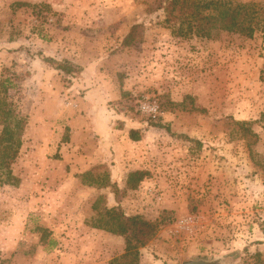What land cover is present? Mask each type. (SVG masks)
<instances>
[{"label": "rangeland", "instance_id": "1", "mask_svg": "<svg viewBox=\"0 0 264 264\" xmlns=\"http://www.w3.org/2000/svg\"><path fill=\"white\" fill-rule=\"evenodd\" d=\"M166 4L0 0V82L28 121L15 180L0 185V264H108L124 238L93 223L113 206L148 220L169 211L139 264H240L245 248L264 259V28L177 36ZM236 121L251 122L256 142ZM97 165L109 185L82 184L76 174ZM135 170L146 176L130 189Z\"/></svg>", "mask_w": 264, "mask_h": 264}, {"label": "trees", "instance_id": "2", "mask_svg": "<svg viewBox=\"0 0 264 264\" xmlns=\"http://www.w3.org/2000/svg\"><path fill=\"white\" fill-rule=\"evenodd\" d=\"M23 5L25 3H16ZM166 14L163 22L177 36H195L201 39L215 40L223 34H232L238 37L252 38L254 33L264 28V0L260 2L238 3L233 0H167L164 7ZM139 25L131 26L123 39L129 44ZM56 68L65 73H74L76 67L67 63H56ZM7 79L0 82V185L15 180L12 175V165L17 159L28 123L27 116L23 115L11 100L7 99L9 84ZM242 136L249 145L257 140V133L252 129L249 121H236ZM130 134L138 140L137 131ZM82 184L95 187H107L110 183L109 174L102 165L94 166L82 173H77ZM146 176V172L135 170L127 178V187L135 189ZM97 213L98 219L94 227L104 229L124 238L123 252L108 261V264H139L140 249L155 235L157 230L168 222L169 211L162 210L155 220H148L139 214L127 215L119 206L104 207ZM171 218H169V221ZM41 233V240L45 241L47 231L36 227ZM240 264H264L260 251L248 253Z\"/></svg>", "mask_w": 264, "mask_h": 264}, {"label": "water", "instance_id": "3", "mask_svg": "<svg viewBox=\"0 0 264 264\" xmlns=\"http://www.w3.org/2000/svg\"><path fill=\"white\" fill-rule=\"evenodd\" d=\"M180 264H234L230 256H214L211 258L184 259Z\"/></svg>", "mask_w": 264, "mask_h": 264}, {"label": "built area", "instance_id": "4", "mask_svg": "<svg viewBox=\"0 0 264 264\" xmlns=\"http://www.w3.org/2000/svg\"><path fill=\"white\" fill-rule=\"evenodd\" d=\"M140 109L142 112H146V113H149V114H152V115H155L156 112H157V108L155 105H151L147 102H143L140 104Z\"/></svg>", "mask_w": 264, "mask_h": 264}]
</instances>
